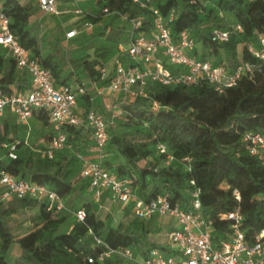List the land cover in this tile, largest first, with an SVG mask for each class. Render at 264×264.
<instances>
[{
    "label": "trees",
    "instance_id": "1",
    "mask_svg": "<svg viewBox=\"0 0 264 264\" xmlns=\"http://www.w3.org/2000/svg\"><path fill=\"white\" fill-rule=\"evenodd\" d=\"M4 13L10 18V28L15 38L33 56L49 68L58 85L68 84L69 77L61 76L63 63L54 60L55 53L42 56L41 43L30 27V18L35 12L32 5H23L19 0H0ZM102 11L107 9L112 20L141 17L142 31L153 27V15L132 0H98ZM153 4L167 15L176 11L172 22L173 35L189 30L196 39L194 55L202 60H211L215 65L225 63L231 69L243 61L262 63L248 50L249 44L260 47L258 35H264V0H153ZM240 24L243 32H233L227 42L213 37L215 28L233 30ZM126 26L110 31V41L123 35ZM111 35V36H110ZM109 48L96 52L101 59L108 56ZM88 57L71 60L75 69H81L93 81L101 80L102 62ZM17 86L21 92L27 90L16 60L0 54V90L11 92ZM149 97L136 96L122 104V113L116 128L109 129L108 152L114 151L122 159L114 163L105 161L106 166L119 177H129L137 196L146 201L167 196L173 204L188 210L190 191L200 189L203 214L214 227L215 243L229 229V221L220 217L239 208L244 215L243 228L247 237L257 234L264 227V166L260 158L245 149L243 135L247 131L264 129V64L263 73L255 81L243 77L239 83L219 93L204 83L197 86L163 85L150 82ZM89 99L88 94L81 95ZM158 101L160 109L154 111L151 101ZM44 125L48 117L37 111ZM136 126L134 131H119L121 120ZM84 128L68 127L70 138L84 139ZM8 123H0L1 145L13 140L9 137ZM132 136V137H130ZM130 137V138H129ZM163 143L173 156L169 165L165 155L157 154L156 147ZM190 157L191 162L184 161ZM57 159L49 160L35 151L18 156L15 160L0 158V169H7L18 178L44 183L56 191L65 201L73 204L84 194L86 182L69 179L72 166ZM190 168V169H188ZM194 181V185L191 184ZM235 191L240 195L236 198ZM39 208V223L33 230L16 237L8 220L20 209ZM85 222H76L69 231L61 227L65 218L53 215L43 202L37 199H15L0 204V264H123L121 255L103 257L106 244L112 249L131 248L134 253L146 258L149 251L159 247L150 238L152 232L148 221L134 218L128 224L110 226L98 214V209L87 203ZM103 245L97 244V241ZM13 245L20 254L13 262L9 255ZM166 249L163 247H159ZM168 250V249H166ZM93 258V262L89 259Z\"/></svg>",
    "mask_w": 264,
    "mask_h": 264
},
{
    "label": "built area",
    "instance_id": "2",
    "mask_svg": "<svg viewBox=\"0 0 264 264\" xmlns=\"http://www.w3.org/2000/svg\"><path fill=\"white\" fill-rule=\"evenodd\" d=\"M140 7L148 9L153 15V27L142 31L143 19L134 18L130 25L126 44H120L125 54V61H119L113 74L107 78L104 64L100 72L106 79V88L121 95V105L136 96L149 97L148 84L159 82L163 85L197 86L208 83L219 93L235 87L243 77L255 81L258 74L263 73L264 35L259 34L257 42L248 45L249 53L263 61L255 63L243 61L231 69L225 63L215 65L211 60H202L194 55L196 39L189 30L173 35L172 22L176 19V11L170 10L164 15L153 0H132ZM253 1V0H250ZM39 8L46 14H59V0H37ZM107 9L104 10L106 12ZM78 14L83 11L77 10ZM127 20V17L124 16ZM89 26V23H86ZM233 32H243L240 24H235L233 30L215 28L212 32L215 40L227 42ZM76 29L66 32L68 39L77 35ZM0 47L6 49L16 60L17 67L24 70L30 84L26 91L14 90L5 93L0 90V123L6 110H9L19 123H27L37 111L47 114L52 128L50 139L43 150L38 151L43 157L54 160L56 154L64 148H71L68 127L87 128L91 133L93 158L83 153H76L81 176L87 179V187L96 203H101L105 191L109 192L113 202L118 203L124 211L131 213L144 221L172 219L175 226L165 233L169 249L152 248L146 258L139 264H264V227L255 235L247 237L243 228L244 215L239 208L220 217L229 221V229L217 243L213 240L214 227L203 214L200 189L190 191L188 210L179 204H173L167 196H160L150 201L140 198L135 193L133 181L129 177H119L108 169L105 164L107 145L110 138L109 129L116 128V122L122 113H112L108 118L95 106H85L86 114L81 116L77 110L78 96L88 94L84 84L76 82L58 85L53 72L42 65L32 52L24 47L14 36L10 28V18L4 13L0 2ZM154 111L160 109L158 101H151ZM245 149L252 156L258 157L264 166V129L247 131L243 135ZM22 142L15 140L1 145L6 150L7 161L19 156ZM0 149V150H1ZM36 152V151H35ZM157 154L165 155V164L174 159L168 153L165 144L156 147ZM189 165L190 157L184 158ZM190 169V168H188ZM194 185V181H191ZM0 204L15 199H37L46 205L53 215H59L66 209L64 199L47 184L18 178L7 169H0ZM237 199L240 195L235 191ZM76 222H85L86 210L82 207L74 211ZM97 244L103 245L100 240ZM106 252L99 260L110 255H121L125 260H133L135 253L131 248L118 247L112 249L104 244ZM93 258L89 262H93Z\"/></svg>",
    "mask_w": 264,
    "mask_h": 264
},
{
    "label": "crops",
    "instance_id": "3",
    "mask_svg": "<svg viewBox=\"0 0 264 264\" xmlns=\"http://www.w3.org/2000/svg\"><path fill=\"white\" fill-rule=\"evenodd\" d=\"M19 2L23 5H32L35 7V12L30 18V27L37 34L40 40L45 39L41 42V49L43 51L42 56L45 57L49 53L54 52V60H61L63 63L61 76L64 78L70 76L68 83H82L88 90L90 95L89 99L85 100L81 95L78 96L77 110L79 114L81 116H85V106L89 107L91 105L95 106L98 111L105 113L108 118L111 117L112 113L117 114L119 111H121L122 105L120 101L122 97L121 95L110 92L106 88V79L113 74L115 66L119 61L126 60L125 54L121 51L120 44L127 43L130 25L128 23H117L108 27L107 31H105L104 28H102L104 20L108 18V16L109 18H112L113 14L107 13V15H104L100 19L95 17L93 14L94 8L92 6H94V4L96 5V2L97 5H100L98 0H59V14L57 15H49L44 13L39 8L37 0H19ZM80 4L85 5V7L82 9ZM77 5L81 8L75 9ZM77 10L83 11V14H78L76 12ZM119 19H124V17H120ZM125 21L126 20H124V22ZM86 23H89V26H86ZM123 25L126 26V31H124L125 34L121 35L122 37L120 36L110 41L108 39L110 31L114 28H120ZM73 29H76L78 33L75 37L68 39L66 37V32ZM102 41H105V43ZM99 48H109L108 56L105 59L99 58L96 52ZM0 54L7 58L11 57L10 53L3 47H0ZM84 57H88L89 60L99 58L106 68L107 78L105 77L103 79L101 78L99 81H93L83 70L75 69L71 64V60L81 59ZM19 71L22 74L28 88L30 84V78L28 74L24 70L19 69ZM12 88L14 90H19L18 87L14 85ZM81 99H83L82 102L79 101ZM2 123L9 124V137L13 141L18 140L22 142V145L19 148V153L22 150L25 152V154L26 152L30 153L33 151L38 153V151L43 150L46 147V144L50 139V135L52 134V128L49 122L47 125H44L37 114H34V116L27 123H19L10 113V111L6 110ZM33 128H44L46 129V132L42 136L36 137V140H32L30 137L33 133ZM83 134L84 139L82 141H75L74 139H71L72 147H66L59 151L56 154V159L59 157L57 160L63 161L64 164H68L72 160L76 164L75 171H77L78 176L81 177L80 182H87V179H84L81 176L79 161L75 157L76 153H83L86 157L93 158L94 154L92 151H90L92 140L89 129L84 128ZM4 151L6 152L4 149L0 150L1 159H3L1 154ZM107 159L112 160L114 163L122 160L120 157L117 158L115 154L108 153V151L106 160ZM1 192L2 188L0 186V194ZM86 192L92 197V201L89 203H96L93 199L92 193L89 192L88 187ZM109 202L112 204L113 208H118L119 214H122V216L126 219H130L128 220V223L135 218L130 209L123 211L118 203L113 202L110 198L109 192L107 191L104 192L101 203H96L97 205H95V207L98 209V214L100 217L101 214L99 208L103 207L104 204ZM149 224L152 230L150 233L151 240L159 245V247L169 249V243L165 233L174 228L175 222L168 218L159 219L154 217L151 221H149ZM31 230L25 231L24 233L15 236L21 237ZM19 254L20 250L18 246L13 245L9 255L10 262H13L15 258L19 256Z\"/></svg>",
    "mask_w": 264,
    "mask_h": 264
},
{
    "label": "rangeland",
    "instance_id": "4",
    "mask_svg": "<svg viewBox=\"0 0 264 264\" xmlns=\"http://www.w3.org/2000/svg\"><path fill=\"white\" fill-rule=\"evenodd\" d=\"M80 6L82 7V9L85 7V5H82V4H80ZM81 7H79L77 5L75 7V9L81 8ZM92 7L94 8L93 14L98 19H100L104 15H107V13H110L109 10H107L106 12L102 11V6L97 5V2H96V5L94 4V6H92ZM124 20L125 19H119V18L118 19H115V20H112L108 16V18H106L104 20V24H103V27L102 28H104V30L107 31L108 27L113 26L114 24H117V23L124 24V23H126V21L124 22ZM124 34H125V32L123 33V35ZM103 35H105V34H103ZM44 40L45 39H41L40 40V43L42 41H44ZM102 42L105 43V41H102ZM42 53H43V51H42ZM79 101L82 102L83 99H81ZM121 121L122 122H121V124L119 126V131L120 132L126 133L128 131H134L136 129V126L134 124L127 123L125 119H122ZM32 132L33 133L31 134V137L30 138L32 140L33 139L36 140V137L42 136L46 132V129H44V128H42V129L33 128V131ZM130 137H132V136H130ZM108 153L115 154L117 156V158L119 157L118 154L115 153L114 151L108 152ZM24 154H25V152H23V150H22L19 153V156H23ZM1 156H2V158L4 160H7V155H6L5 151L2 152ZM57 159H59V157H57ZM75 166L74 165L72 166V172L70 174V178L69 179H74V180H77V181L80 182L81 177H79L77 171H75ZM79 182H78V184H79ZM86 189H87V187L84 189L85 194L79 200L75 201L73 204H71L70 203L71 200H69L68 203H67V205H66V209L63 212H61L60 215L65 218V222L63 223V225L61 227V230L63 232L69 231V229L71 228V226L75 223V220H74V211L77 208L83 207L88 202L92 201V197L87 194ZM93 205L95 206L97 204L94 203ZM99 210H100L101 217L110 226H113V227H116L117 225H119L120 221H121V223L128 224V220H130L128 218L126 219L125 217H123L122 214H119L118 208H116V209L113 208V206H112V204L110 202L107 203V204H104V206L101 207V208H99ZM39 215H40L39 208H25V209H20L19 212H18V214L12 216L8 220V224L11 227L13 234L14 235H19V234L24 233L25 231H28V230L33 229L39 223ZM110 257L115 258V255L112 254V255H110ZM141 259H142V257L139 254L135 253V258L133 260H124V263L123 264H139L140 261H141Z\"/></svg>",
    "mask_w": 264,
    "mask_h": 264
}]
</instances>
